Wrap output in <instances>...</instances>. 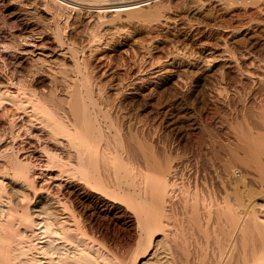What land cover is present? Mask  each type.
Returning <instances> with one entry per match:
<instances>
[{"label":"rangeland","instance_id":"374dc122","mask_svg":"<svg viewBox=\"0 0 264 264\" xmlns=\"http://www.w3.org/2000/svg\"><path fill=\"white\" fill-rule=\"evenodd\" d=\"M195 1L165 0L164 6L159 8L163 10V16L151 17L156 20L146 16L145 18H149H144L146 21H135L134 24H138L126 25L128 28L119 29L120 32L116 29L117 33L113 31L115 36L110 35L116 42L111 41L98 51L91 47L88 49L90 40L87 39L91 38L92 30L83 28L76 41L80 43L78 47L75 43L74 48L76 52L78 49L82 50H79V56L77 55L80 65L83 66L87 62L91 66L97 88L103 89V95L100 97L111 104V112L115 114L121 105L130 106L131 112L126 114V120H130L132 127L146 128L144 132L149 133V138L161 139L155 141L160 148H163L165 143V146L172 149V164L176 168H172L171 172H175L170 173L172 181L176 184L173 186L175 190H172L175 201L171 205L173 222L183 220L189 215L191 207L184 204L185 198L179 195L186 196L195 191L197 178L200 183L204 182L212 189L214 196L216 194L215 197L212 195L215 200L212 197L213 200L207 198L206 203L216 204L221 202L220 199L223 201L224 197H229L234 207H252L264 218L263 175L247 168V164L243 163V155L238 154L240 156L237 157L227 154L231 158L227 160L224 152L227 147L231 150V146H237L238 130L247 129V125H255L260 121L259 98L246 94L250 89L264 92V81L257 78L260 74L264 76V13L256 6L225 8L217 0L208 1L211 4L207 1ZM180 2L185 7L180 5ZM43 5V0H0V84L11 92L17 91L23 84L30 83L40 89H46L45 91L63 89L66 84L63 78L69 79L67 73L70 74L73 69V60L70 59L68 49L71 42L69 37L75 34L72 21L80 18L85 10L96 7L78 3V8L82 9L81 13L68 10L67 13L71 17L66 23L64 17L55 19L54 13L45 10ZM213 18L217 22L215 27L203 31L204 23L212 21ZM190 25L197 27V31L201 33L190 37L186 45L177 42L175 35L179 31L184 33V28ZM57 26L62 30V39L66 46L56 37ZM65 67L70 71L66 72ZM228 82L232 83L230 87ZM233 83L242 93H237L231 88ZM243 91H246V94ZM16 118L13 124L9 119L0 125V152L14 155L31 164L38 187L36 200L56 196L66 198L85 220L91 234L117 252L133 248L138 237L135 224L132 221L127 222L125 211L120 212L110 201L100 198L78 180H72L68 172H65L67 168L59 166L58 162L51 159L53 154L62 160L70 159L67 141H56L41 123L27 125L26 128L23 126L26 116L22 114ZM191 120L202 121L201 128H192ZM210 134H214L219 141L216 146L218 154L204 152L203 150L207 149L206 144H203V150L197 148V142L201 138L208 141ZM4 162L5 159L1 156L0 163ZM182 188H186L185 191ZM179 189H182L183 193ZM184 209L188 210V215ZM212 233L211 236L208 233L207 239V233L196 231L200 239L198 248L204 253L208 251L207 256L210 258L216 245V233H213L214 236ZM196 234L185 235H188L189 240L194 239L196 242ZM206 240L210 243L205 242ZM195 244L197 245V242ZM159 245L154 247L143 262L151 261V264H155L153 261L158 257L161 262L167 264L166 250ZM203 247L210 248L206 251ZM201 251L200 253H203ZM207 256L205 254V257ZM209 257L204 258L205 264L212 259ZM192 260L185 264H197V256ZM204 260L201 263L204 264Z\"/></svg>","mask_w":264,"mask_h":264},{"label":"bare ground","instance_id":"6f19581e","mask_svg":"<svg viewBox=\"0 0 264 264\" xmlns=\"http://www.w3.org/2000/svg\"><path fill=\"white\" fill-rule=\"evenodd\" d=\"M43 1L45 10L54 13L55 19L64 17L66 23L71 17L67 12L77 10L81 13L82 9L78 8V3L97 8L85 10L80 18L72 21L75 34L69 37L71 42L68 43L70 45L68 49L70 59L73 60V69L70 74L67 73L69 79L63 78L66 81L63 89L45 91L46 89H40L34 83H30L23 84L17 91L11 92L0 84V125L9 119L13 124L15 118L22 114L26 116L23 125L26 128H28L27 125L33 126L36 122L41 123L52 133L56 141L66 140L70 159L62 160L54 154L51 155V159L58 162L59 166L66 167L65 172H68L72 180H78L100 198L110 201L120 212L125 211L128 217L127 222L132 221L135 224L138 240L131 249L123 252L113 250L89 232L85 220L68 199L56 196L36 200L38 187L32 174L31 164L14 155H5L0 152V157L3 156L5 159L4 163H0V264H151V261L148 263L143 260L159 244L166 250L167 264H185L194 260L196 256L197 264H199L204 258L209 257L207 250L210 247L205 249L208 243L207 245L202 244L207 246L203 247L207 253L198 248L200 239L196 231L207 233L206 238L208 233L210 236L212 232L216 233L215 249L213 247L212 259L209 257L211 260L208 264H264V218L259 216L252 207L242 208L244 205L241 208L234 207L229 197H224L223 201L220 199L221 202L216 204L206 203L207 198L212 199L216 194L214 196L212 189H209L204 182L200 183L198 178L197 184H194L195 191L189 192L186 196L179 195L185 198V202L179 200L186 203L189 208L191 207L189 215L188 210L184 209L188 215L185 216L186 218L183 215L185 219L177 222L171 220L173 216L171 205L174 201L173 191L175 190L173 187L175 183L170 176V173L175 172V170L171 172L172 168H175L172 164V149L170 146H165L163 142L164 146L160 148L155 142L160 138L157 140L149 138L150 136H147L149 133L144 132L146 128L132 127L130 120H126L128 118L126 114L131 112L130 106L121 107V105L115 114L112 113L111 104L105 98L100 97L103 95V89L97 88L98 84L92 75L91 66L87 62L83 66L80 65L77 55L79 56L78 51L81 49L76 52L74 44L79 39V32L83 31V28L92 30L91 38L87 39V41L90 40L89 43L87 42L88 49L94 48V51H98L113 41L110 35L115 36L116 29L120 32L119 29L128 28L126 25L147 19L146 16L150 19L163 16V10L159 8L164 6L165 0ZM196 1V3H202L213 0ZM217 1H220L225 8L256 6L260 12L264 13V0ZM182 4L180 2V5ZM177 5L179 6V2ZM216 24L213 18L212 21L204 23L203 31L210 30ZM58 26L57 30L55 29L56 37L64 44L62 30ZM174 27L176 28V25ZM200 33L197 27L190 25L184 28V33L179 31L174 38L177 42L186 45L190 37H195ZM78 43H76L77 46L75 44L76 47ZM65 69H67L66 72L70 71L66 67ZM258 76L259 80L264 81V76L261 74ZM230 82H228V87L232 84ZM231 88L237 93L242 91L234 86V83ZM244 92L246 94V91ZM261 92L250 89L246 94L253 95L256 99L259 98L258 118L260 121L255 125H247V129L238 130L237 146L235 148L231 146V150L227 147L228 151L226 149L224 152L228 157L227 160L231 159L227 154H234L237 157L240 156L238 154L243 155L245 159L243 163L247 164V168L259 172L264 178V92ZM201 122L191 120L192 128H201ZM213 135L210 134L208 141L201 138L197 142V148L203 150V144H206L207 149L203 151L216 154L219 141ZM225 182L228 185L227 181ZM182 189L185 191L186 188ZM213 233L212 236H214ZM185 234H196L197 245L194 239L189 240L188 235ZM200 237L202 238V235ZM153 262L165 264L158 257ZM205 262L204 260V264Z\"/></svg>","mask_w":264,"mask_h":264}]
</instances>
